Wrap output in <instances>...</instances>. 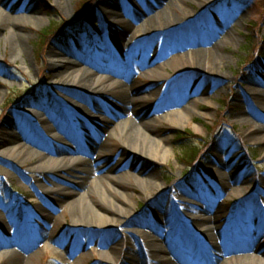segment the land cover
<instances>
[{
    "label": "rangeland",
    "instance_id": "rangeland-1",
    "mask_svg": "<svg viewBox=\"0 0 264 264\" xmlns=\"http://www.w3.org/2000/svg\"><path fill=\"white\" fill-rule=\"evenodd\" d=\"M28 1L41 21L25 29L26 55L11 54L9 46L0 41V145L5 148L0 153V252L18 251L27 264H124L123 259L115 261L110 256H119L121 251V255L129 253L132 249L127 242L133 248L140 247L143 234L155 235L162 248L170 240L174 243L190 240L179 238L156 214L154 202L167 198L172 199L168 209L175 218L179 209H197L199 218L214 219L219 215L221 221L217 225L224 235L230 233L227 227L233 231L230 247L246 245L255 239L264 247V143L248 138L249 124L243 121L247 118L264 126V107L258 97L264 96V0H181L178 15L183 24L173 37L179 35L177 39L188 41L178 44L175 51L171 49V55L163 53L164 44L159 46L160 40L165 42L170 37L161 38L160 31L150 27L147 30L148 25L143 23L163 6L158 0H147L149 11L145 5L141 6L144 0H67L65 10L57 5V0ZM115 3L122 10L115 9L112 6ZM105 9L118 11L120 15L115 21L112 17L107 19ZM79 12L87 16L81 22ZM63 22L67 26L62 31L68 36L63 34L62 39H57L60 34L55 38L54 33ZM75 27L77 32L73 33ZM139 27L143 30L136 33ZM171 32L169 29L168 36ZM216 42L223 43L220 53L225 63L218 70L223 75L206 74L194 68L188 51L208 48ZM174 54L179 58L168 64ZM59 59L69 67L87 66L114 76L120 86L107 85L99 92L100 98L93 100L108 109L106 114L85 103V109L78 111L72 107L78 101L66 103L60 99L58 92L62 85L55 75L64 66ZM156 66L163 69L161 76L146 71ZM125 87L129 89L126 98L136 100V112L120 109L115 96L121 95ZM182 106H187L185 116L177 118L171 114ZM36 110L42 112L37 114ZM126 116L144 120L165 138L171 149L166 160L154 165L160 186L151 198L134 187L139 184L129 175L134 172L133 166L141 163L140 156L117 139L108 140L103 147L99 145L108 136L112 120L121 121ZM56 122L75 131L81 143L63 132L52 133ZM19 126L43 144L60 147L61 155L78 153L84 162L103 165L102 173L108 183L112 175L106 168L114 165L115 189L126 193L132 202L128 217H119L125 222H110L108 231L77 224L74 210L56 203L64 197H55L50 192L56 188L55 181L48 184V190L42 189L40 183L46 175L43 169L31 170L25 155L21 158L18 152L8 149L11 136H18L21 146L28 145ZM82 146L88 150H80ZM32 147L45 151L42 146ZM193 152L194 159L190 157ZM201 155L205 157L199 169L195 160ZM106 188L112 196L104 192V185L95 190L114 201L122 196ZM88 198L93 200L91 196ZM94 200L92 205L101 209L108 205ZM158 222L168 235L167 243L146 225ZM240 231L246 238L247 232L254 234V238L236 239ZM197 232L193 235L198 238L201 229ZM108 243H118L109 255L104 251ZM160 254L174 260L170 251ZM140 256L136 253L129 262L140 264ZM195 257L197 254L188 259ZM21 262L0 256V264ZM202 262L207 264L208 260Z\"/></svg>",
    "mask_w": 264,
    "mask_h": 264
},
{
    "label": "bare ground",
    "instance_id": "bare-ground-1",
    "mask_svg": "<svg viewBox=\"0 0 264 264\" xmlns=\"http://www.w3.org/2000/svg\"><path fill=\"white\" fill-rule=\"evenodd\" d=\"M18 1L21 4H18L19 2H15L13 4L12 0H0V41H4V45L9 46L11 54L26 55L24 40L27 38V35L25 33V29L31 23L41 21V18L34 15V6H31L32 4L28 0ZM158 2H163L165 5L163 4L157 12L148 15L143 23L148 25L147 30L150 27L152 30L160 31L162 34L161 38H164L166 35L167 37L165 39L170 37V39L165 42H163L164 40H160L159 46L164 44L166 49L164 48L162 50L163 53L171 55V51H175L178 44L186 43L188 41L180 38L177 39L179 35L173 37V35L181 29L183 24L180 16L178 15V11H180L181 7H179L181 0H158ZM66 4L67 0H57V5H60L63 10H65V7L67 6ZM141 4V6L145 5V9H148V11L151 9L147 0H144ZM112 6L115 9L122 10L119 5H116V3L114 5L112 4ZM19 10L24 11H22V13H17ZM105 10L108 13L105 15L107 19H109V17H112L113 21H115L114 19H117L116 16L119 14L118 11L115 12L108 9ZM180 13L182 14V12ZM127 24L129 25V23ZM141 28L142 27L137 28L136 33L143 30ZM169 29H171L172 32L169 33L168 36L167 32ZM169 40L171 41L169 42ZM222 44L223 43L216 42L208 48H196L188 51V53H191L193 57L195 64L194 68L206 72V74H209L210 72L212 74L219 73L223 75V73L218 71L220 66L225 63V57L220 53ZM50 52L55 54L59 53V51L55 50H51ZM61 53L63 54V52H60V54ZM176 58H179L178 54L172 55L170 58L171 63L168 61V64H172L173 62L175 63ZM62 60L63 59H59L58 62L60 65H63L64 68H62L63 70L61 72L55 75L58 78L57 81L62 85L61 92H58L60 94V99L66 103L78 101L79 103L72 105V107L78 111H83V109H85L84 105L86 104L89 106L91 105L92 108L97 106L96 109L98 111H102V113L104 112V114H106V110L108 109H106L104 105L101 107L99 103L95 104L93 100L97 97L100 98L99 92L101 93V91H104L107 88V85H119L114 76L92 71L87 66L69 67L62 63ZM73 61L76 60H72L71 62ZM146 71L154 74L156 73L158 76H161L160 73H162L163 69L160 66H156L148 68ZM103 80H105V84L102 83ZM68 85H74L76 88H69ZM126 87L121 91L122 96L119 95L115 97L117 100L119 99L121 110L128 113L136 112V100L129 97L126 98V94L128 95L129 91ZM254 91L256 94H259L256 89ZM258 97L262 100L260 103H262V106L264 107V96L260 94ZM115 104L118 105L119 103L116 101ZM186 108L187 106L178 107L176 110L172 111L171 114L178 116L177 118L185 116ZM32 111L34 112V110ZM36 112L37 114H40L42 111L39 112L36 110ZM149 121L151 122V120ZM243 121L249 124L250 130L247 131L248 138L250 140H256L264 143V126L247 118ZM112 122V126L107 128L108 136H106L105 141L101 142L99 145L103 147V145H107L109 143L108 140L113 141V139H117L121 142L123 147L130 148L140 156L141 163L133 166L135 168L134 172L129 175L134 177L139 184L134 187L139 188L146 198H151L152 192L160 186L159 183H157V173L155 172L154 165L157 161L166 160L168 158L169 152L171 151L170 147L166 144L165 138L147 126L144 120L137 121L131 116H126L121 121L112 120ZM18 128L20 129V135L24 138L28 145L23 144V146H21L22 143L19 141L17 142L18 136H11L8 141L10 145L8 149H10L11 152H18V156L21 158L25 155V159L28 164H30L31 170L37 171L43 169V172H45L47 176L45 175V178L42 179V182L40 183L42 189L48 190V184L55 181L53 185L56 188L50 190V192H52L55 197L60 195L64 197L61 202L56 201L59 198L54 199L58 205L68 206L70 209L74 210V218L77 224L90 226L92 228H101L102 230L108 231L109 227H107V225L110 222H125V220L120 219L119 217H128L132 211L129 209V206H132V202L126 193L118 192V190L115 189V181L112 179L114 176V173H112L115 169L114 165H110L106 168L107 171L111 172H109V174L112 175L111 181L108 183L106 182L103 174L105 172L103 165H97L96 162L93 163L92 161H90V163L84 162L83 158L78 155V153H75V155L72 156L61 155L62 149H60V147L43 144L42 141L36 140L28 135L21 126ZM52 130V133L54 131L63 132L74 142L80 141L81 143L82 139H80V136H78L75 131L67 129L59 122H56ZM50 139L53 140L52 136H50ZM33 145L36 147L42 146L45 151L41 152L32 147ZM3 149H5L4 146L0 145V153H4L5 150ZM80 150H88V147L82 146L80 147ZM107 165H109V163ZM98 185L105 186L104 192H108L109 189L106 188V186H108L122 196H117L115 201L110 197L107 198L105 196H101L95 190ZM108 194V196H112L110 191ZM88 196H91V198H93V200L95 199L94 201L96 202L101 201L102 203H107L108 205L102 206L104 209L93 206V200L88 198ZM199 197L204 199L205 195H200ZM172 198L179 199L175 195H172ZM108 199L109 201H107ZM170 202H172V199L170 198L165 200L158 199V201H155V209H158L156 214H158V217L162 218L163 224L165 223L168 227L174 229V233H177L179 238L183 236L182 238L187 239L188 237V239H191L192 241V246H195L196 248L200 247L198 256L193 260L188 261L189 264H205L203 262L201 263L202 259L208 260L207 264L209 262L212 264H264V247L259 240L255 239V242L250 241V243L246 245L243 244L230 247L233 242L229 241V237H226L221 231L220 226L217 225V222L221 221L219 215L216 214L214 219L205 217L199 218L197 209H179L175 212V218V216H173L168 209ZM40 210L43 211L45 209ZM197 219H200V221H197ZM146 225H149L152 231L158 234L161 240H165L166 243L169 241L168 235L163 232L160 222H158V224L153 223ZM199 228L201 229V232L200 236L197 238V235L195 236L193 234L198 233L197 230ZM228 228L229 227H227V229ZM157 232H159L160 235ZM124 237L128 238L129 236ZM140 238L142 241L140 247L133 248V244L131 246V244L127 242L130 250L132 249L129 253L121 255L123 252L121 251L119 256L115 257L114 255H111L110 257H113L115 261L123 259L124 264H131L130 262L136 257V253L138 256L141 255L140 264H177L178 262H185V260L181 257H179L178 260H171L160 254L163 251H171V244L174 241L170 240L169 243H167L168 245L162 248L159 246V243L156 242L158 238H156L153 234L146 233L141 235ZM128 241H130V239H128ZM117 245L118 243H108L104 248L105 253L109 255L110 251H112V247ZM248 250L253 251L249 253H242V251ZM0 256H10L14 257V259H21L22 262L20 264H27L25 259L22 260V255L18 251L0 252Z\"/></svg>",
    "mask_w": 264,
    "mask_h": 264
},
{
    "label": "trees",
    "instance_id": "trees-1",
    "mask_svg": "<svg viewBox=\"0 0 264 264\" xmlns=\"http://www.w3.org/2000/svg\"><path fill=\"white\" fill-rule=\"evenodd\" d=\"M243 1V0H242ZM262 38H263V40H264V35H262ZM196 155H195V153L193 152L192 153V155L190 156L191 158L193 157V159H194V157H195ZM187 160H188V158H186Z\"/></svg>",
    "mask_w": 264,
    "mask_h": 264
}]
</instances>
